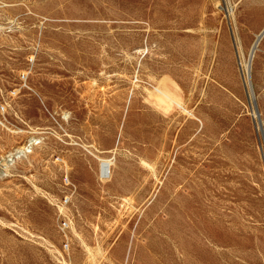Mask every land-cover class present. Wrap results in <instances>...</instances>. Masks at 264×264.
<instances>
[{
  "label": "rangeland",
  "instance_id": "374dc122",
  "mask_svg": "<svg viewBox=\"0 0 264 264\" xmlns=\"http://www.w3.org/2000/svg\"><path fill=\"white\" fill-rule=\"evenodd\" d=\"M263 32L264 0H0V264H264Z\"/></svg>",
  "mask_w": 264,
  "mask_h": 264
},
{
  "label": "bare ground",
  "instance_id": "6f19581e",
  "mask_svg": "<svg viewBox=\"0 0 264 264\" xmlns=\"http://www.w3.org/2000/svg\"><path fill=\"white\" fill-rule=\"evenodd\" d=\"M263 36H264V32H263ZM256 46V45H255ZM257 47V46H256ZM254 52V51H253ZM253 58V54H252V57H251V59ZM251 61V60H250ZM242 66V65H241ZM158 87H160V86H158ZM157 87V89H156V93H157V95H156V99H157V101H158V103L160 104V105H164V106H167V107H172V105L174 106V105H177V106H179V107H181L182 108V105L180 104V102L175 98V96H174V94L172 93V92H170L168 89H166V88H163V87H161V88H158ZM152 97H154V96H152ZM155 98V97H154ZM153 103V102H152ZM154 106H157V105H155V104H153ZM158 107V106H157ZM161 108V106L158 108V109H160ZM164 109V108H163ZM168 109H170V108H168ZM184 110V109H183ZM161 111H163L164 112V110H162L161 109ZM165 111H167V109L165 110ZM187 112V111H186ZM189 116V115H188ZM120 138H121V135H120ZM32 141V140H31ZM35 142V141H34ZM28 151V150H27ZM92 155V154H91ZM111 164H112V162H110V161H103L102 163H101V175H102V177L104 178V179H108L110 176H111ZM126 259H128V257L126 258ZM129 260V259H128Z\"/></svg>",
  "mask_w": 264,
  "mask_h": 264
}]
</instances>
